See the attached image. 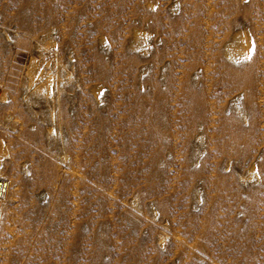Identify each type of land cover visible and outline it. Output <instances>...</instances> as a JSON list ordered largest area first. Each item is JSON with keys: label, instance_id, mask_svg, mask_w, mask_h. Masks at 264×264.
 Returning <instances> with one entry per match:
<instances>
[{"label": "rangeland", "instance_id": "rangeland-1", "mask_svg": "<svg viewBox=\"0 0 264 264\" xmlns=\"http://www.w3.org/2000/svg\"><path fill=\"white\" fill-rule=\"evenodd\" d=\"M3 96L0 264H264V0H0Z\"/></svg>", "mask_w": 264, "mask_h": 264}, {"label": "built area", "instance_id": "built-area-1", "mask_svg": "<svg viewBox=\"0 0 264 264\" xmlns=\"http://www.w3.org/2000/svg\"><path fill=\"white\" fill-rule=\"evenodd\" d=\"M10 188V181L4 176H0V200H3L8 195Z\"/></svg>", "mask_w": 264, "mask_h": 264}, {"label": "bare ground", "instance_id": "bare-ground-1", "mask_svg": "<svg viewBox=\"0 0 264 264\" xmlns=\"http://www.w3.org/2000/svg\"><path fill=\"white\" fill-rule=\"evenodd\" d=\"M4 95H5V93H4ZM5 97H6V96H5ZM3 99H4V96L0 98V101L3 100ZM5 199H6V198H5ZM5 199H4V200H5ZM1 201H3V200H0V202H1Z\"/></svg>", "mask_w": 264, "mask_h": 264}]
</instances>
